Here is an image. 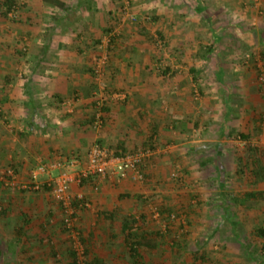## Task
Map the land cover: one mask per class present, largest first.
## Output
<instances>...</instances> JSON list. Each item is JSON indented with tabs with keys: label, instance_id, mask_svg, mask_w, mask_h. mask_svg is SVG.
<instances>
[{
	"label": "crops",
	"instance_id": "obj_1",
	"mask_svg": "<svg viewBox=\"0 0 264 264\" xmlns=\"http://www.w3.org/2000/svg\"><path fill=\"white\" fill-rule=\"evenodd\" d=\"M2 1L0 17L7 10L2 7ZM13 1L16 7L12 11L19 16L18 20L16 16L9 17L12 21L0 25V189L53 191L58 178L67 173L72 178L71 191L83 189L93 204H106L105 209L93 208L90 201L81 206L88 211L82 215L79 212L88 255L99 264L107 256L131 259L130 264H134L123 231L125 218L135 217L134 212L123 201L118 199L113 203V200L119 194L121 200L133 196L144 202L147 196L161 189H167L168 195L174 193L173 175L184 170L180 168L184 160L178 156H187L196 150L192 143H180L182 140L179 146L183 147L175 150V139L187 138L186 133L192 130L191 121L181 116L186 104L175 99L189 97L193 77L183 75L181 70L175 74L178 68L168 65L162 69L164 65L159 59L147 56L145 44L134 39L135 36L136 40L142 38L138 30L145 31L143 24L125 29L120 26L121 0ZM186 1L196 5L188 18L182 15L181 6L174 0H132V9L140 22L154 21L153 26L169 27L166 33L157 28L161 38L180 34L185 40L195 38L201 45L204 37L199 38L204 34V27L211 25L209 19L216 17V22L219 17L217 13L207 14L210 3L221 1V8H225L230 0ZM177 18L186 19V23L174 25ZM115 33L118 37L111 38L110 62L98 78L94 68L102 54L100 46ZM169 64L179 67L187 61L175 60ZM152 67L165 73L161 75L162 70L158 73ZM116 94L126 95V100L115 99ZM100 99L105 104L103 125L96 127L99 111L96 102ZM176 104L181 109L176 110ZM2 129L7 132L2 133ZM169 129L178 135H172ZM96 143L121 157L144 150L152 154L140 168L141 177L130 173L126 179H120L111 171L108 178H85L88 155ZM165 147L175 155L161 158ZM57 165L60 166L54 167ZM140 202L139 209L143 212ZM48 210L47 214H54L51 208ZM102 212H114L116 217L106 219L101 216ZM135 218L142 221L139 227L149 234V240L159 242L155 249H143L142 256L148 251H161V241L150 235L154 231L152 221L147 217ZM20 220L25 234L17 235L11 249L13 254L24 252L23 257L28 259L23 258L24 264H55L53 260L59 262L61 257L65 260L59 264H74L70 241L59 234L62 227L51 232L47 222L52 219L47 216L36 215L34 219L27 216ZM31 225H38L41 230L30 235ZM117 229L123 234L120 240L116 239Z\"/></svg>",
	"mask_w": 264,
	"mask_h": 264
},
{
	"label": "rangeland",
	"instance_id": "obj_2",
	"mask_svg": "<svg viewBox=\"0 0 264 264\" xmlns=\"http://www.w3.org/2000/svg\"><path fill=\"white\" fill-rule=\"evenodd\" d=\"M174 2L181 6L179 10L187 18L194 12L195 4L186 0ZM220 3H210L207 14L217 13L219 17L216 22V17L209 19L211 25L204 27V34L199 38L204 37L201 45L195 42V38L185 40L180 34H165V39L161 38L157 30L163 29L166 33L169 27L153 26V20L151 23L140 22L133 9L131 12L136 15V22L121 27L136 28L143 24L145 33L139 28L138 34L142 38L136 40L135 36L134 39L145 44L147 56L159 59L164 65L162 69L168 65L172 69L178 68L175 74L181 70L183 75L193 77L189 97L175 99L186 104L183 115L179 114L192 124L191 132L186 133L187 138L175 139V150L179 151L183 147L179 144L187 142L196 150L187 156L177 155L184 160L180 166L184 170L183 173L177 172L180 178L173 181L176 184V189H172L174 193L168 195L167 189H161L140 202L133 196L121 200L118 192L113 200V203L118 199L123 201L134 212L133 216L149 218L153 232L162 235L161 251L146 252L141 264H264V237L259 235V229H264V199L248 201L246 198L250 192H264V0H230L225 8H221ZM186 9L188 14L184 12ZM10 21L0 17V25ZM181 23L185 24L186 19L177 18L174 25ZM185 59L187 64L183 66L169 64ZM164 73L163 70L160 72L161 75ZM176 106V110L181 109ZM169 130L172 135H178L177 131ZM232 130L236 132L230 135ZM239 134L250 138H240ZM167 147L162 149L161 158L175 155ZM54 190L0 189V212L5 211V215L0 216V264H24V252L13 254L11 244L16 243L18 231L22 230L20 218L34 219L36 215L52 219L47 222L51 232L54 228H63L59 234H64L70 241L69 248L79 253L78 264H99L86 253L79 214L88 213L81 206L89 201L93 208L105 209L106 204H93L83 189L69 191L72 201L79 204L76 229L84 248L82 253L70 230L65 229L66 215ZM79 197L83 201L80 202ZM139 202L144 207L143 212L139 209ZM49 208L54 214H47ZM94 218L97 219L96 214ZM224 218L228 220L224 222ZM117 223L120 225V221ZM38 230H41L38 225L28 227L30 235ZM117 232L116 239L120 240L123 234L121 230L117 229ZM58 259L59 262L53 260L55 264L65 260ZM101 260L103 264L132 262L131 259L112 256Z\"/></svg>",
	"mask_w": 264,
	"mask_h": 264
},
{
	"label": "built area",
	"instance_id": "obj_3",
	"mask_svg": "<svg viewBox=\"0 0 264 264\" xmlns=\"http://www.w3.org/2000/svg\"><path fill=\"white\" fill-rule=\"evenodd\" d=\"M122 8H121V18L119 19L120 26L126 24L135 23L137 20L136 15H134L132 11V0H121ZM15 11H12L9 17L15 18ZM118 37V33H115L107 38V40L101 44L100 50L102 54L96 60L95 63V75L98 78H101L105 72L106 67L110 62L111 56V38ZM117 100H126V95L116 94L114 95ZM98 112L95 117V126L101 127L103 125V113L102 109L104 107V99L98 100L96 102ZM152 152L150 150L141 151L139 153L127 156H116L112 153L107 147L103 146L100 143L94 144L91 148L88 155V167L86 171L83 173V177L88 178L91 176H100L102 178H108L113 171L115 174L119 175L120 179H126L130 173H135L139 177L140 175V165L142 162L150 157ZM60 165L54 166L58 167ZM37 176V174H36ZM175 179H179L180 176L175 173L173 175ZM72 183V178L67 174H62L58 180L56 181L55 186V198L58 202L63 206L64 212L66 215V219L64 220V225L70 232L72 233L73 239L78 242L77 248L80 249L82 253H84V248L82 246V242L80 239L79 232L76 229V210L73 207V201L70 196V184ZM79 200H83L82 197H79ZM175 219V217H173ZM79 254V253H77Z\"/></svg>",
	"mask_w": 264,
	"mask_h": 264
},
{
	"label": "trees",
	"instance_id": "obj_4",
	"mask_svg": "<svg viewBox=\"0 0 264 264\" xmlns=\"http://www.w3.org/2000/svg\"><path fill=\"white\" fill-rule=\"evenodd\" d=\"M2 7L6 8L5 12L2 13L3 17L5 18H9V15L11 14V11L13 10L15 6V2L13 0H3L2 1ZM103 111L105 110L104 108L102 109ZM102 111V112H103ZM236 131L232 130V132L230 133V135L234 134ZM240 138H244L246 140H248L250 137L248 135H243V134H239ZM147 151V150H144ZM144 164V161L142 162V164L140 165V168L142 167V165ZM264 168V167H263ZM258 176V175H257ZM247 200H258V199H264V192H250L249 194L246 195ZM81 202V200H79ZM83 201V200H82ZM79 204H76V201L73 202V207L74 209H78ZM4 216L5 215V211L0 212V216ZM116 213L114 212H102L101 216L109 219L111 218V220L115 219ZM125 222H123V231L124 234L126 236V243L130 252V255L134 261V264H141L143 257H142V253L141 251L145 248L148 249H155L158 246L157 240H155V242H152V239L149 240V234H145L142 232V226L139 227V224L142 221L137 220V218L135 217H129V219L125 218ZM174 220L172 219L171 222H173ZM23 229V228H22ZM65 229L68 230L65 226ZM69 231V230H68ZM22 230H19L18 233L19 235L21 234ZM151 236L153 237H157L158 241H160V238L162 237L160 232H156L155 234L153 232L150 233ZM259 235H261L262 237H264V229H259ZM154 241V239H153ZM87 253V251H86ZM72 259L74 264H78V254L75 251H72ZM197 259V258H196Z\"/></svg>",
	"mask_w": 264,
	"mask_h": 264
}]
</instances>
